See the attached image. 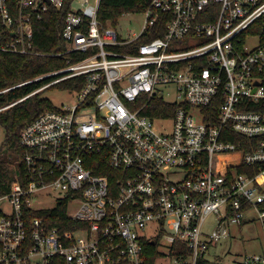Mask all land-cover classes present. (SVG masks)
I'll use <instances>...</instances> for the list:
<instances>
[{"label":"built area","instance_id":"built-area-1","mask_svg":"<svg viewBox=\"0 0 264 264\" xmlns=\"http://www.w3.org/2000/svg\"><path fill=\"white\" fill-rule=\"evenodd\" d=\"M67 2L0 0V54H39L35 24L67 7L54 53L67 65L0 94L85 80L67 91L74 105L21 131L22 168L0 193V264H148L145 242L154 264L215 262L210 250L252 213L264 235V0H152L129 38L101 24L102 0ZM161 16L164 33L127 53ZM157 98L175 108L153 119ZM45 190L60 194L54 208L34 205ZM60 204L65 220L25 216ZM239 258L264 264V252Z\"/></svg>","mask_w":264,"mask_h":264},{"label":"trees","instance_id":"trees-1","mask_svg":"<svg viewBox=\"0 0 264 264\" xmlns=\"http://www.w3.org/2000/svg\"><path fill=\"white\" fill-rule=\"evenodd\" d=\"M70 1L68 0L67 6ZM151 2L152 0H102L98 19L104 27L111 26L115 28L122 16L125 14H141L148 8ZM66 9L67 7L58 11L51 7L45 20L35 24L34 49L39 54H0V91L33 80L67 65L66 56H54V53L63 52L66 49L64 41L60 38V32L64 26ZM158 28V32L152 36L139 39L132 45L133 49L126 52H135L136 47L140 44L160 37L166 29V21L163 16L160 18ZM85 56L74 57L73 62ZM48 82L49 80L33 82L0 94V110L3 109L0 111V126L5 129L6 134L5 141L0 148L1 194L10 192L11 184L15 180V174L22 168L23 147L21 145L20 134L23 128L45 111L58 109L49 98L44 96L45 90L20 101ZM84 83V78L80 77L66 80L49 88H57L64 92L79 91L84 86ZM169 108L175 107L157 98L152 103V110L145 111L144 113L150 115L153 119H158L160 114ZM25 216L27 219L30 217L47 218L50 222L65 220L66 207L64 204H60L57 209L49 211L27 209ZM55 224L57 223H51V225ZM62 228L63 230L68 229L65 226ZM144 247L148 255V264H154V260L158 256L157 245L145 242ZM199 264L226 263L201 260Z\"/></svg>","mask_w":264,"mask_h":264},{"label":"rangeland","instance_id":"rangeland-1","mask_svg":"<svg viewBox=\"0 0 264 264\" xmlns=\"http://www.w3.org/2000/svg\"><path fill=\"white\" fill-rule=\"evenodd\" d=\"M79 3L76 2L74 7L77 8ZM145 17L142 14H125L119 20L117 27H112L122 37L129 38L131 33H139L144 25ZM111 27V26H108ZM255 42L252 41V45ZM45 97L49 98L57 108H64L72 106L76 103V96L69 93L58 90L57 88H49L43 93ZM167 99H172L167 97ZM166 128L171 127V122L165 125ZM5 129L0 126V148L5 141ZM233 155H222V160H231ZM237 158L242 154L237 152L234 154ZM17 165V164H16ZM60 198V194L57 192H51L45 190L42 194L34 195V205L42 208H54L57 205V200ZM76 206H72L74 209ZM2 208L6 212H10L11 209L7 205H3ZM1 209V206H0ZM250 222H247L243 227H233L232 231L235 237L227 239L225 241L217 243L210 252L207 254L209 260H217L226 264H234L240 261V255L242 254H255L264 252V235L262 226L258 221L256 214L252 213L250 216ZM164 250V249H162Z\"/></svg>","mask_w":264,"mask_h":264}]
</instances>
